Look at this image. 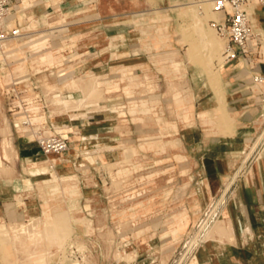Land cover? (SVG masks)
Masks as SVG:
<instances>
[{"label":"rangeland","instance_id":"374dc122","mask_svg":"<svg viewBox=\"0 0 264 264\" xmlns=\"http://www.w3.org/2000/svg\"><path fill=\"white\" fill-rule=\"evenodd\" d=\"M204 2L12 0L8 23L22 24L26 38L10 42L7 52L17 50L7 53L8 64L0 68V264H41L39 255L45 264H87L65 250L49 255L76 236L91 250L90 264H201V246L210 248L215 234L232 233L231 208L244 198L245 187L254 194L260 180L249 181V175L262 151L246 159L264 125L257 115L255 124L240 127L238 109L256 100L245 92L252 73L223 61L225 40L211 26L217 14ZM105 5L114 16L99 15ZM248 11L254 26L251 13L262 18L264 7L251 5ZM198 18L203 22L196 27ZM32 19L39 21L34 32ZM90 24L96 30L107 26L106 34L94 35L91 66L81 59ZM256 24L264 70V22ZM64 28L69 30L51 33ZM35 43L46 44L41 54L60 62L37 63ZM205 43L215 47L212 53ZM172 51L179 71L165 55ZM70 66L77 70L74 89L64 88L59 73ZM47 84L59 89L49 91ZM88 84L93 91L87 96ZM80 93L82 106L72 112L50 102L55 94L76 99ZM219 102L221 117L204 123L200 111L213 115ZM113 108L122 113L107 119ZM22 116L37 117L33 126L46 123L48 131L66 137L72 146L65 153L75 156L73 164L57 166L60 159L39 147L36 165L28 160L26 136L16 127ZM33 126L30 140L37 143ZM215 170L224 175L211 176ZM182 213L187 225L175 236Z\"/></svg>","mask_w":264,"mask_h":264},{"label":"crops","instance_id":"0c3cea01","mask_svg":"<svg viewBox=\"0 0 264 264\" xmlns=\"http://www.w3.org/2000/svg\"><path fill=\"white\" fill-rule=\"evenodd\" d=\"M102 2H106L107 0H101ZM26 2V1H25ZM78 14H72L71 17H76ZM99 15L104 16V17H111L114 16V14H111L108 12L107 6H103V9L99 13ZM142 16H144V13H141ZM251 16H253L255 20V25L254 29L257 31L256 23H259L260 20L264 22V12L261 17H255L254 14L251 13ZM217 19L221 18L220 15L216 16ZM13 19V17H12ZM199 19V21H198ZM196 23L202 26V18H198ZM14 20V19H13ZM43 22L46 24L48 23L47 20L43 19ZM39 21L33 20L31 21V24L29 26V30L31 32L36 31V28L38 26ZM49 24V23H48ZM22 25V24H21ZM91 25V24H90ZM9 27L13 26L12 23H8ZM81 27V26H78ZM93 30H87L88 32V40H87V53L81 57L84 58V61L87 63V65L91 66L94 65L95 63V34L96 32H102L104 34L107 33V30L105 29L107 26L106 25H99L100 30L94 29V25L92 24L91 26ZM72 28H77V26H73ZM25 29V28H24ZM68 28L60 29L58 31H51V33L54 35L56 32H66L68 31ZM81 30H77V32H80ZM83 32V30H82ZM160 37H164V34H161ZM80 40L82 38H79ZM49 47L46 46V44H41V43H35V55H36V61L37 63H53L58 60V57H50L48 54L43 53L42 50L47 49ZM17 49L14 47H11L9 51L7 52L8 54L14 53ZM167 58L172 59L174 66L176 64L180 66L181 63L174 60L176 56V52L172 51L171 53H166L165 54ZM80 60V59H78ZM58 62H60L58 60ZM263 62V61H262ZM261 60L259 61L258 65L256 66L255 70H251V73L258 72L261 73L264 76V70L261 65ZM104 64V62H103ZM235 67H237L238 70H244V69H249V67H245L244 63L242 62H235L232 63ZM22 71V69H20ZM60 75L63 76V80L66 82L64 85V88L66 89H74L71 86L73 85V81L75 80V74L77 73V70L74 68V66H70L68 68H63L59 71ZM208 76L211 78V80L215 77L211 73L208 72ZM251 75V78H252ZM95 77L94 75L91 76H86V77H80L83 78L84 80H90L91 78ZM97 86L102 90V82L101 79L97 77L96 81ZM112 85H108V89H111ZM249 86V85H248ZM47 89L49 91L55 92L59 88L57 85L54 84H47ZM81 91V90H80ZM245 92H250L246 90ZM176 100L178 102H181L179 98V94H175ZM253 97H255L253 95ZM84 100V94L80 93V97L76 99H67L61 94H55L52 99L50 100L51 104L53 106H57L59 110L61 111H67V112H72L73 108H67L63 104V100ZM257 101L255 100V103L253 105L244 107V108H239L238 112L241 113L239 119H240V127L242 129L247 128L255 124L257 119L255 120L256 116L259 115L261 111V107H259L256 103ZM87 104V102H85ZM84 106H87L85 105ZM223 104L219 102L214 109V114L211 115L206 109H203L200 111L199 116L202 119L204 123L211 124L214 123V119L217 117H221L222 110H223ZM79 108V107H78ZM38 110V107H36L33 111L36 112ZM114 114L111 116L105 115L107 119H115L116 117L119 116V113L121 114L122 112L119 109L113 108ZM255 110L256 113H255ZM151 110H145L144 112L146 114H149ZM53 120H63L60 115L57 116H52L51 117ZM23 121H29L31 124L38 123L40 121L39 118L35 117L33 120H28L26 116H22L21 118ZM20 119V120H21ZM17 123L16 122V127L20 128V130L24 133V136H26V144L24 145V151L25 155L29 159L33 161V164L36 165V160H37V155L36 152H39L38 146L35 142H31V137H32V131L29 126H22V122ZM67 122L65 121L63 125H66ZM246 131V130H245ZM244 132V131H243ZM172 144H176V141H170ZM70 146H72V143H70ZM1 155V154H0ZM261 159H258L256 165H255V170L250 172L249 175V181H251L252 178H260L258 183H255V193L251 194V190L248 189V187L244 188V198L241 199L240 202L237 204L235 203L234 206L231 208V225L233 228V231L230 235L228 236H223L220 234H215L214 237L211 239L212 242L210 243V248L208 244L206 243L205 245L201 246V251H205V258L201 260V264H264V150L262 153L259 154ZM2 156V155H1ZM60 159L59 164H56L57 166H61L64 162H69L73 164V161L75 159V156L73 154H62V155H55ZM21 157H24L21 155ZM26 157V158H27ZM3 158V156H2ZM16 159H19V155L16 156ZM180 159H183V157H180ZM0 161L2 162L1 158ZM53 161V159H52ZM64 161V162H63ZM263 163V164H262ZM64 166V165H63ZM261 167V168H260ZM260 168V169H259ZM259 169V170H258ZM74 170V169H73ZM211 176H221L224 175L218 170H215L210 174ZM217 185L215 184V188ZM90 206V205H89ZM87 207V205H86ZM180 221L181 223L175 228L174 230V235L177 236L179 233H181L186 225H187V217L184 213L180 214ZM231 228V229H232ZM190 240V234H188L185 238V242L188 243ZM202 242V240H201ZM186 245V244H185ZM38 257H43L42 259L36 260L37 262L41 264H45V256L44 255H39ZM214 257V260L212 259Z\"/></svg>","mask_w":264,"mask_h":264},{"label":"built area","instance_id":"2783aa9c","mask_svg":"<svg viewBox=\"0 0 264 264\" xmlns=\"http://www.w3.org/2000/svg\"><path fill=\"white\" fill-rule=\"evenodd\" d=\"M11 3L12 0H0V68L8 64L7 49L10 42L26 38V30L21 24H15L13 27L8 26L12 13ZM251 5L264 7V0H213V10L222 13L223 17L220 20H212L211 26L225 40L222 53L223 61L225 63L242 62L245 67H249L253 71L260 61L259 58H262V47L261 35L255 31L248 11V7ZM247 90L256 97V103L261 107L259 118L264 125V76L258 72L253 73L252 84L247 86ZM11 91H14V89ZM10 93L9 90L8 94ZM33 128L38 147L45 155H62L69 150V140L58 133L48 131L46 123L38 124ZM263 150L264 130L258 137L257 148L246 160L256 158L257 153ZM29 223L32 224L34 221H29ZM85 237L89 236L86 235ZM79 241V237L76 236L71 243L66 245V248L59 247L49 255L54 257L65 250L68 251V255L73 260H88L87 264H90L89 258L92 252L85 246V248L82 247Z\"/></svg>","mask_w":264,"mask_h":264},{"label":"bare ground","instance_id":"6f19581e","mask_svg":"<svg viewBox=\"0 0 264 264\" xmlns=\"http://www.w3.org/2000/svg\"><path fill=\"white\" fill-rule=\"evenodd\" d=\"M205 2H206V3H205ZM205 2H204L205 5H210V4H211L212 7H213V0H205ZM204 3H203V4H204ZM211 10H212V8H211ZM212 12H213L214 14L220 15L221 18L223 17V14L220 13V12H216V11H212ZM221 18H219V19H215V20H220ZM198 21H199V19H198ZM195 25H196V27H199V26H200V25L197 24V23H195ZM205 45H206V47H208V49L211 50V53H212V51H213L212 49H213L214 46H211V45L208 44V43H205ZM214 48H215V47H214ZM78 79H79V78H78ZM93 82H94V79H93ZM93 82L91 81L90 84L94 85L95 83L93 84ZM88 85H89V84H88ZM88 85H87V87L89 88L88 91H90V93H87V96H88V94H92L91 92L93 91L92 86H91V85L88 86ZM90 86H91V87H90ZM93 87H94V86H93ZM95 87H97V86L95 85ZM90 88H92V89H90ZM94 90H97V88H96V89L94 88ZM88 91H87V92H88ZM97 91H98V90H97ZM97 91H96V93H95V96L97 95ZM93 94H94V93H93ZM98 94H99V93H98ZM82 103H83V99L78 100L77 103L75 102V103H73V104H72V103H69V102H66L65 104H66L67 106H65V107H69L70 105H71L70 107H72V106H75V107H81V106H82ZM65 104H64V105H65ZM22 121H23V120H22ZM22 124H25V125H27V126H29V127H30V125H31V123H30L29 121H27V120H26V121H23ZM31 131H32V129H31ZM36 144H37V143H36ZM17 224H18V223H17ZM0 225H1V224H0ZM13 225H14V224H13ZM12 229H13V228H12ZM17 229H18V228H17ZM17 229H16V230H17ZM16 230H15V232H18V230H17V231H16ZM19 230H22V229H19ZM202 230H203V229H202ZM3 233H4V232H3ZM18 233H20V232H18ZM6 234H7V232H6ZM15 234L18 235L17 233H15Z\"/></svg>","mask_w":264,"mask_h":264}]
</instances>
